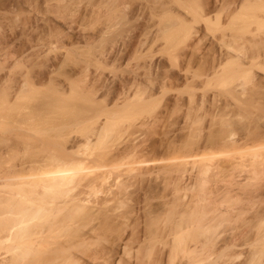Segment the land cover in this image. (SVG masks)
<instances>
[{
    "label": "rangeland",
    "instance_id": "1",
    "mask_svg": "<svg viewBox=\"0 0 264 264\" xmlns=\"http://www.w3.org/2000/svg\"><path fill=\"white\" fill-rule=\"evenodd\" d=\"M263 1L0 0V133L25 125L46 134L11 151L20 138L2 132L0 169L45 168L64 152L106 166L59 187L61 198L26 189L53 196L62 215L71 199L85 205L68 227L86 237L73 251L81 261L94 252L101 262L92 264H203L237 242L248 256L261 250L264 264ZM10 107L35 121L17 126ZM73 111L86 124L72 127Z\"/></svg>",
    "mask_w": 264,
    "mask_h": 264
},
{
    "label": "bare ground",
    "instance_id": "2",
    "mask_svg": "<svg viewBox=\"0 0 264 264\" xmlns=\"http://www.w3.org/2000/svg\"><path fill=\"white\" fill-rule=\"evenodd\" d=\"M190 1H192V2H194L195 3V0H190ZM197 2L198 1H196V3L195 4H197ZM255 2H256V0H255ZM264 2V1H263ZM189 3H191V2H189ZM194 3H192L193 5H194ZM199 4V3H198ZM259 4V3H258ZM260 5V4H259ZM261 5H263L262 3H261ZM190 6V5H189ZM206 9V8H205ZM197 14H198V12H197ZM200 15V14H199ZM198 15V16H199ZM196 18H199V17H197V16H195ZM200 17H201V15H200ZM176 35V34H175ZM175 37L176 36H172V39L174 38L175 39ZM173 39V40H174ZM177 42V41H176ZM58 93V92H57ZM58 95H60V94H58ZM79 95V94H78ZM77 95V96H78ZM84 96V95H83ZM79 97V96H78ZM78 97H74L75 98V100L78 98ZM85 97V96H84ZM71 98V97H70ZM80 99H78V100H82L83 101V99H81V97H79ZM74 100V99H73ZM84 100H86V102H87V99H84ZM90 99H88V101H89ZM77 101V100H76ZM79 101V102H80ZM81 101V102H82ZM92 101V100H91ZM64 102V101H63ZM63 102H61L62 104H63ZM78 102V101H77ZM84 102V101H83ZM94 102V101H93ZM93 102H91L90 104H92ZM55 103V102H54ZM75 103V102H74ZM86 104V103H85ZM85 104H84V106H85ZM89 104V103H88ZM79 105L81 106V103H79ZM16 106V105H15ZM83 106V107H84ZM20 107V106H19ZM19 107H10V108H8L9 110H10V114H13V115H15V113L17 114V115H15L14 117H11L10 115H9V117H10V119H12V121L14 122V124L15 123H17L16 125L17 126H19L20 124H27L28 126H31L32 124H30V122L32 121V120H34L35 121V119H32V118H34L33 116H31V115H33V114H24V113H22V110L24 109V108H19ZM56 107V106H55ZM74 107H75V105H74ZM73 107V108H74ZM96 107V106H95ZM40 108V107H39ZM39 108H37V109H39ZM53 108V107H52ZM80 108V107H79ZM82 108V107H81ZM89 108V107H88ZM91 108H92V105H91ZM75 109V108H74ZM73 109V110H74ZM84 109H85V107H84ZM90 109V108H89ZM24 110H26V109H24ZM43 110V109H42ZM77 110H78V107H77ZM88 110V109H87ZM91 110V109H90ZM93 110V109H92ZM101 110H99L98 111V114H96V113H94V114H96V116L97 115H99V112H100ZM14 112V113H13ZM25 112V111H24ZM52 112V111H51ZM83 112L84 111H73V113H74V117H73V119L75 118V121L74 122H71L72 124L74 123L75 124V126H76V124L79 126H83V124H86V123H84L85 122V120H83L82 118H83ZM85 112H87L86 110H85ZM90 112V111H89ZM92 112H94V111H91V113ZM53 114H54V112H52ZM101 113V112H100ZM36 114V113H35ZM53 114H51L52 116H53ZM90 114V113H89ZM89 114H87V116L89 115ZM112 114V113H111ZM56 115V114H55ZM54 115V116H55ZM67 115V114H66ZM91 115V114H90ZM30 116V117H29ZM36 116H39V115H36ZM46 116V115H45ZM60 116V115H59ZM62 116V115H61ZM71 116V115H70ZM86 116V115H85ZM91 116H93V115H91ZM101 116V115H100ZM110 116V115H109ZM109 116H107V118L109 117ZM7 118H5V119H8V116H6ZM47 117V116H46ZM97 117H99V116H97ZM38 118H40V117H38ZM56 118V117H55ZM67 118H69V116L67 117ZM72 118V117H71ZM91 118V117H90ZM96 118V117H95ZM111 118V117H110ZM41 119V118H40ZM40 119H38V120H40ZM65 119V118H64ZM94 119V118H93ZM45 120H47V119H45ZM45 120H44V122H45ZM50 120V119H49ZM49 120H47L48 121V123H50L51 121H49ZM70 120V119H69ZM80 120H82V122H80L79 124H78V122ZM46 121V122H47ZM89 121V120H88ZM109 121H111V120H109ZM43 122V121H42ZM53 122V121H52ZM51 122V123H52ZM56 122V121H55ZM58 122V121H57ZM56 122V123H57ZM61 122V121H60ZM107 122H108V119H107ZM35 123V122H34ZM56 123H55V125H56ZM88 123V122H87ZM110 123V122H109ZM10 124V123H9ZM30 124V125H29ZM39 124H41V122L39 123ZM63 124V123H62ZM62 124H61V126H62ZM67 124H68V122H67ZM72 124L70 125H68L69 127H71L72 126ZM74 124H73V126L72 127H75L74 126ZM34 125H36V123L34 124ZM33 125V126H34ZM46 125V124H45ZM49 125V124H48ZM47 125V126H48ZM51 125H54V122L51 124ZM50 125V126H51ZM65 125V124H64ZM63 125V126H64ZM25 126V125H24ZM23 125L21 126L22 128L24 127ZM42 126H43V123H42ZM58 126V125H57ZM57 126H56V128L54 127V129L56 130V131H59V130H57ZM62 126V128H64ZM3 127V126H2ZM1 127V128H2ZM15 126H13V128H14ZM20 127V126H19ZM26 127V126H25ZM53 127V126H52ZM69 127H67V128H69ZM71 127V128H72ZM12 127L11 128H9V126H5V129H7L6 131L8 132H13V134L12 135H16L18 138H20L19 139V141H17L18 139H17V137H15L17 140V142H16V144H18L16 147L15 146H12V145H9V149H11V151L12 150H14V149H16V148H20L21 146H24V147H29V149H30V147H33L34 146V144L35 143H37V142H42L41 141V139L39 138V137H42L41 135L42 134H44V136L46 135L45 134V132L44 131H42L41 132V130H37L36 132H34L33 131V133L34 134H37V135H40L39 137L37 136V135H34V134H32V133H28L29 131H27V130H25V131H23V129L21 128H19L18 129V127L15 129H13ZM32 128V127H31ZM36 128V127H35ZM70 128V129H71ZM76 128H77V126H76ZM105 128V127H104ZM37 129V128H36ZM53 129V130H54ZM59 129L61 130V128L59 127ZM65 129V128H64ZM107 129V128H106ZM4 130V129H3ZM28 130H29V128H28ZM32 130V129H31ZM30 130V131H31ZM54 130V131H55ZM2 131V130H1ZM6 131H4V132H6ZM27 131V134H25V132ZM64 130H61V132H63ZM3 132V131H2ZM1 132V133H2ZM3 132V133H4ZM6 132V135L8 134H10V133H7ZM23 132H24V134H23ZM32 132V131H31ZM0 133V134H1ZM68 133V132H67ZM10 134V136L11 137H14V136H12ZM102 134V133H101ZM65 134H63V136H64ZM2 136H3V134H2ZM37 136V137H36ZM4 137H5V135H4ZM27 138H29V140H31V142L28 140V141H26V139ZM42 139H44V138H42ZM47 139L48 140H50L48 137H47ZM47 139L45 140L46 142H48L47 143V145H48V147H54L55 148V146L53 145H51V143H49V141H47ZM7 140V139H6ZM3 142V141H2ZM7 142H9V141H7ZM30 142V143H29ZM45 142V143H46ZM69 142H71V141H69ZM43 143V142H42ZM44 143V144H45ZM68 143V142H67ZM72 143V142H71ZM3 144V143H2ZM7 144V143H6ZM69 144V143H68ZM8 145V144H7ZM6 145V148L8 149V146ZM51 145V146H50ZM55 145H57V144H55ZM66 145V144H65ZM64 145V146H65ZM75 145V144H74ZM10 146H12L11 148H10ZM36 146V145H35ZM58 146H60V145H58ZM58 146H56V148L55 149H60V152H61V149H63L62 147H63V145H61V147H58ZM71 146H72V144H71ZM76 146H78V145H76ZM4 147V146H3ZM66 147H67V145H66ZM73 147V146H72ZM79 147V146H78ZM256 147V146H255ZM257 147H259V146H257ZM1 148V147H0ZM83 148H85V146L83 147ZM83 148H82V151H83ZM21 149V148H20ZM24 149V148H23ZM52 149V148H51ZM67 149V148H66ZM65 148H64V151L66 150ZM79 149V148H78ZM87 149V148H86ZM253 149V148H252ZM256 149V148H255ZM258 149V151L259 150H263L264 149V147L262 146V147H259V148H257ZM28 150V149H27ZM72 150H74L73 148H72ZM1 151V150H0ZM3 151H5V150H3ZM18 151V150H17ZM20 151V150H19ZM56 151V150H55ZM63 151V150H62ZM63 151V152H64ZM68 151V150H67ZM80 151V150H79ZM78 151V152H79ZM59 152V151H58ZM69 152H71V151H69ZM69 152H67L66 153V155L69 153ZM65 153V152H64ZM64 153H61L62 155L64 154ZM80 153V152H79ZM59 155V154H54V155H57V156H55V158H54V156L53 157H51L50 156V159H49V165L47 166V167H45V168H43V167H41V166H39V167H41V168H35V167H32V168H34L33 170H30L29 169V167H28V169H29V171L28 172H14V170L12 171V172H9V169L8 168H5V169H3V168H1L0 169V264H88V263H93V262H95L96 263V261L97 260H99V257H97L98 255L97 254H94V252H91V253H93L92 254V256H90L91 254L88 252V255H87V257H89L88 258V260H87V258H86V260H85V258H83V257H80L83 261H81L80 259H79V256L77 257V255L75 254V253H73V251H75L76 250V248H78V247H80L81 246V244H83L85 241H86V237L85 238H83V237H81L82 239H80V235L81 234H79V237H78V239H74V238H72V236L68 233V227H73V225L75 224V225H77L75 222H74V220L72 219L73 217H75L77 214H78V211H79V209H83V207L85 206V205H83V207H81V208H79L78 207V205H76L75 204V202H76V200L75 201H72V199H71V202H74L73 203V206H71V210L70 211H72L71 212V214H67V215H62L60 212L63 210L62 209V207H63V205H61V203H58V201L56 202V201H54V199L55 198H51V197H53V196H50V198L49 199H47L48 197H46V199L44 198V194H42L43 195V198H40V197H37V198H33L32 196H30V194H28L27 192V188H35V189H37V188H39V189H41V188H43V190L45 191V189L47 190V188H48V190L50 189V190H53L54 191V188H56L57 190V192H58V190L60 189L59 187H61V189L63 190V189H65V188H63V186L65 187L66 185H69V184H72V183H75L74 181H76V179H81L80 177L82 176V175H84V173L86 174V172H88V174L87 175H91V174H94L96 171H98V170H100V169H103L104 167H106V166H104V165H99V166H97V164L99 163H97L96 161H94V163H92L93 164V166L91 165V164H88V165H90V166H86L85 165V162L84 161H82V162H84V163H82V162H80V160L78 161L77 159V161H75V159L73 160V162H69L70 160H72V158H70L71 156H68V155H70V154H68L67 155V157H65L64 159H63V157H62V155ZM72 154H74V152H72ZM85 154V153H84ZM0 155H3V152H0ZM76 155H78V153L76 154ZM257 155V153L255 154V156ZM64 156V155H63ZM75 156V155H74ZM216 156V155H215ZM214 156V154H213V156H212V154L211 155H204L203 157L201 156V160L203 161V160H210V159H212L213 157H215ZM218 156V155H217ZM258 156V155H257ZM68 157L70 158V159H68ZM76 158V157H75ZM106 158V157H105ZM66 159H68V160H66ZM108 159V158H107ZM100 160V159H99ZM102 161V160H101ZM109 161V160H108ZM46 162V161H45ZM93 162V161H92ZM96 162V163H95ZM103 162H107V160L106 161H104L103 160ZM103 162H102V164H103ZM199 162V161H198ZM48 163V162H47ZM46 164V163H45ZM100 164V163H99ZM38 165V164H37ZM97 167H96V166ZM106 165V164H105ZM113 165V164H112ZM27 167V166H26ZM25 167V168H26ZM111 167V166H110ZM23 168V167H22ZM24 168V169H25ZM8 169V170H7ZM105 169V168H104ZM107 169V168H106ZM115 168H114V166H113V170H114ZM21 170V169H20ZM112 170V171H113ZM11 171V170H10ZM111 171V170H110ZM106 172V171H105ZM103 174H104V172H103ZM101 176V175H100ZM108 176H110V175H108V174H106V180H107V177ZM89 177V176H88ZM86 178V177H85ZM92 178V177H91ZM96 178V177H95ZM104 178V176L102 177V179ZM83 179H84V177H83ZM105 180V179H104ZM45 188V189H44ZM27 189V190H26ZM34 189V190H35ZM42 190V189H41ZM47 190V191H48ZM49 190V191H50ZM44 191L42 192V193H44ZM46 191V192H47ZM61 190H59V192H60ZM39 192H40V190H39ZM39 192H37V193H39ZM52 192V191H51ZM57 192H54L56 195H59ZM53 192H52V194L53 195H55ZM64 193V192H63ZM40 194H41V192H40ZM46 194V193H45ZM51 194V195H52ZM36 195V194H35ZM48 196V195H47ZM60 196H63L62 195V191H61V195H59V197ZM56 198H57V196H55ZM61 198V197H60ZM69 199H70V197L67 199L68 201H69ZM73 199H75V198H73ZM62 200H63V198H62ZM60 201V200H59ZM80 202V201H79ZM67 203H69V202H67V201H65V204H64V206L67 204ZM63 204V203H62ZM70 205H72V203H69ZM69 204H68V206H69ZM28 205L29 206H31V208H27L26 209V207H28ZM60 205V206H59ZM77 206V208L75 209V207ZM80 206V205H79ZM82 206V205H81ZM92 206V205H91ZM70 207V206H69ZM89 207V206H88ZM32 208H34V210L32 209ZM66 208V207H65ZM64 208V209H65ZM79 208V209H78ZM87 208V207H86ZM31 209V210H30ZM69 208H67V210H68ZM44 210H46V212L47 213H45L43 216H42V211H44ZM66 210V211H67ZM74 210V211H73ZM78 210V211H77ZM198 210V209H197ZM84 211V210H83ZM83 211L81 212V210H80V212L79 213H83ZM86 211V210H85ZM91 211V210H90ZM69 212V211H68ZM73 212H75V213H73ZM89 212V211H88ZM41 215H40V214ZM65 213H67V212H65ZM85 213V212H84ZM60 214V215H59ZM38 215H40V217L38 216ZM87 215V214H86ZM89 215V214H88ZM79 216H80V214H79ZM117 216V215H116ZM115 216V217H116ZM86 217V216H85ZM85 217H84V220H85ZM97 217V216H96ZM87 218V217H86ZM89 218V217H88ZM95 218V217H94ZM111 218H113V217H111ZM102 219V218H101ZM101 219H100V221H101ZM99 220V219H98ZM104 220H106V218L104 219ZM97 221V220H96ZM103 221V220H102ZM31 222H33L32 224H33V226H32V224H30ZM69 222H72L73 224H71V223H69ZM82 222V221H81ZM87 222V221H86ZM107 222H108V220H107ZM79 223H80V220H79ZM84 223H85V221H84ZM101 223V222H100ZM109 223V222H108ZM113 223V222H112ZM29 224H30V226H29ZM86 224V223H85ZM88 224V223H87ZM99 224V223H98ZM103 224V223H102ZM72 225V226H71ZM82 225H83V223H82ZM107 225H109V224H107ZM27 226H29L27 229L25 228V227H27ZM32 226V227H31ZM81 225H79V227H80ZM102 226V225H101ZM97 227V226H96ZM106 227V226H105ZM108 227V226H107ZM106 227V228H107ZM94 228V227H93ZM82 229V228H81ZM97 229V228H96ZM100 229V228H99ZM98 229V230H99ZM105 229V228H104ZM71 230V229H70ZM108 230V229H107ZM106 230V231H107ZM72 231H74L73 229H72ZM72 231H71V233H72ZM82 231V230H81ZM93 231H95V230H93ZM93 231H91V232H93ZM97 231V230H96ZM103 231H105V230H103ZM102 231V232H103ZM105 231V232H106ZM78 232H79V230H78ZM88 232V231H87ZM82 233H84L83 231H82ZM89 233V232H88ZM96 233V232H95ZM99 233H101L100 231H99ZM98 232L95 234V236H99V235H97V234H99ZM90 234V233H89ZM94 234V233H93ZM77 235V234H76ZM86 235V234H85ZM91 235V234H90ZM90 235H88V236H90ZM101 235V234H100ZM82 236V235H81ZM93 236V235H92ZM91 236V237H92ZM105 236V235H104ZM94 237V236H93ZM96 238H98V237H96ZM89 239H90V237H89ZM105 239V238H104ZM232 239V238H231ZM238 239V238H237ZM92 240H93V238H92ZM100 240V239H99ZM263 240V239H262ZM101 241V240H100ZM223 241V240H222ZM230 241V240H229ZM232 241H233V243H234V241L235 240H233L232 239ZM232 241H230L231 243H232ZM258 241H260V239L258 240ZM87 242V241H86ZM86 242L84 243V244H86ZM97 242H98V239H97ZM264 242V241H263ZM263 242L262 241H260V244L262 243L263 244ZM92 242H91V240L90 241H88V244H91ZM210 243V242H209ZM208 243V244H209ZM237 243V242H236ZM236 243H234V244H227V247L225 246L224 248V250H222L221 251V248H222V246L220 245L217 249H220V250H218V251H216L215 249H214V251L215 252H213L212 253V251H211V249H210V253H212L213 255H214V253L217 255V258H214L216 261H214V259H212L213 261L211 262H207L206 260L207 259H205V257H207V255L205 256V255H202L201 257H203V256H205V257H203V258H201V260L203 259V260H205L207 263H203V264H262L263 262H261L263 259H262V257H263V253L261 254V256L262 257H259L260 256V253H261V250L260 251H258V250H256L255 249V251H253V252H251V251H249L250 253H249V256H248V252H244L245 251V249H243V246L242 245H238V244H236ZM240 243V242H239ZM257 244L259 243V242H256ZM93 244V243H92ZM102 244V243H101ZM259 244V245H260ZM95 245V244H94ZM97 245V244H96ZM210 245V244H209ZM214 245V244H213ZM212 245V246H213ZM88 246V245H87ZM93 246V245H92ZM103 246V245H102ZM211 246V245H210ZM211 246V247H212ZM262 246V245H261ZM90 247V246H89ZM88 247V248H89ZM208 247V246H207ZM210 247V248H211ZM221 247V248H220ZM82 248V247H81ZM95 247H93V249H94ZM213 248H214V246H213ZM252 248V250H254L253 249V247H251ZM251 248H250V250H251ZM255 248V247H254ZM83 249H84V247H83ZM85 249H86V247H85ZM85 249H84V251H85ZM103 249V248H102ZM196 249V248H195ZM195 249H194V251H195ZM263 249V248H262ZM100 250V249H99ZM105 249H103V251H104ZM264 250V249H263ZM80 251H81V249H80ZM94 251V250H93ZM204 251H206V249L204 250ZM98 252V251H97ZM126 252V251H125ZM196 252V251H195ZM199 252H201V251H198V254H199ZM109 253V252H108ZM111 253V252H110ZM205 253H207V252H205ZM210 253H207L208 255H211ZM77 254H80V253H78L77 252ZM103 254V253H102ZM125 254V253H124ZM192 254V253H191ZM193 254H195V253H193ZM247 254V255H246ZM257 254H259V255H257ZM82 255V254H81ZM137 255V254H136ZM196 255H197V253H196ZM200 255H201V253H200ZM213 255H212V257H213ZM215 255V256H216ZM100 256V255H99ZM199 256V255H198ZM247 257L248 256V258H244L243 260H240L239 261V258H243V257ZM110 257V256H109ZM116 257V256H115ZM210 257V256H209ZM107 258V257H106ZM111 258V257H110ZM193 258V257H192ZM194 258H196L195 256H194ZM208 258V257H207ZM253 258H255V262H254V259ZM105 259V258H104ZM103 259V260H104ZM113 259V258H112ZM111 259V260H112ZM118 259V258H117ZM119 259H120V257H119ZM198 259V260H197ZM196 260L200 263V258H197ZM257 259H262L260 262H259V260L258 261H256ZM100 260H101V257H100ZM99 260V261H100ZM102 260V261H103ZM106 260V259H105ZM104 260V261H105ZM191 260V264H192V262L193 261H195V262H193V264L195 263L196 264V260L195 259H190ZM189 260V261H190ZM208 260H211V257L210 258H208ZM106 261H108V260H106ZM105 261V262H106ZM121 261V260H120ZM135 261V260H134ZM138 261V260H137ZM184 261V260H183ZM182 261V262H183ZM186 261V260H185ZM184 261V262H185ZM188 261V260H187ZM101 262V261H100ZM118 262H119V260H118ZM122 262V261H121ZM183 262V263H184ZM254 262V263H253ZM103 263V262H102ZM102 263H98L97 262V264H102ZM130 263V262H129ZM188 263V262H187ZM190 263H188V264H190ZM199 263H197V264H199ZM107 264V263H106ZM108 264H109V261H108ZM110 264H111V262H110ZM136 264H138V262L136 263ZM185 264V263H184ZM200 264H202V261H201V263Z\"/></svg>",
    "mask_w": 264,
    "mask_h": 264
}]
</instances>
